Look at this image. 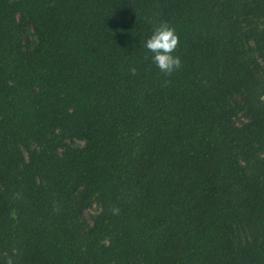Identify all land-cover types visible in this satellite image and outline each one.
<instances>
[{"label":"trees","instance_id":"1","mask_svg":"<svg viewBox=\"0 0 264 264\" xmlns=\"http://www.w3.org/2000/svg\"><path fill=\"white\" fill-rule=\"evenodd\" d=\"M9 261L264 264V0H0Z\"/></svg>","mask_w":264,"mask_h":264},{"label":"clouds","instance_id":"2","mask_svg":"<svg viewBox=\"0 0 264 264\" xmlns=\"http://www.w3.org/2000/svg\"><path fill=\"white\" fill-rule=\"evenodd\" d=\"M177 44L175 29L166 22L154 26L151 34L143 41V47L151 53V61L166 75L180 67V58L174 54ZM131 71L136 70L133 68Z\"/></svg>","mask_w":264,"mask_h":264},{"label":"rangeland","instance_id":"3","mask_svg":"<svg viewBox=\"0 0 264 264\" xmlns=\"http://www.w3.org/2000/svg\"><path fill=\"white\" fill-rule=\"evenodd\" d=\"M94 212H96V208H95V207L92 208V209H88V210H86V211H85V214H86V216H88L90 213H94Z\"/></svg>","mask_w":264,"mask_h":264}]
</instances>
